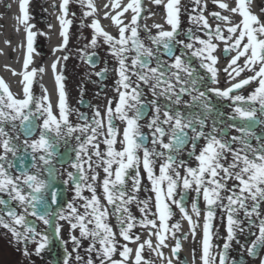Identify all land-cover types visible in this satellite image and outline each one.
<instances>
[{"label": "snow or ice", "instance_id": "6c2138e0", "mask_svg": "<svg viewBox=\"0 0 264 264\" xmlns=\"http://www.w3.org/2000/svg\"><path fill=\"white\" fill-rule=\"evenodd\" d=\"M79 2L83 4L84 0H79ZM161 2L162 0H154L156 4ZM249 2L250 0H238L237 7L230 9L233 13H239L243 19L239 24L228 27V36L225 37L221 26L217 25L213 30L207 17L203 15L206 2L194 0L200 11L196 15H192L190 20L206 29L208 38L192 37L193 42L189 43L176 39L180 26V0H168L166 5L167 23L171 26V31H165L161 25H155L161 29L157 35L150 37L151 44L155 47L145 45L139 38L137 22L143 10L141 0H130L123 9L124 12L131 9L134 15L130 25L120 27L119 38H115L104 31L99 21H93L91 27L95 30V34L90 42L91 45L96 46L97 37L102 36L110 46L111 54L118 62V69H116L119 77L116 82L118 101L115 107H112V102L109 101L104 117L97 109L91 123L76 126H73L69 121L73 109L69 108L67 104L62 74H57L55 77L59 93L58 115L54 114L52 110L46 89L45 94L36 102L35 111L31 107L34 102L30 90L33 79L36 77L37 71L43 72L44 69L27 71L32 62L33 39L36 36V33L32 31L34 25H27V57L24 61L25 71L23 73L25 98H15L8 84L3 78H0V147L3 148V154L0 155V194H6L8 197V199H4L3 196H0V206H3L0 209V226L9 230L17 242L24 241L25 255H30L27 249L29 241L36 243L35 253L37 255L50 242L49 235L37 231L27 217L29 215L35 217L44 225L52 223L50 217L53 213L43 198V192L49 187V183L40 178V168L46 166L49 177H55V169L52 167L54 142L49 138V133L54 132L59 137L62 134V128L66 129L64 135H71L76 132L87 134L84 140L79 143L76 162L73 164L80 175L77 177L69 172L68 177L75 182L77 197H81L84 187H87L92 195L90 199L81 197L86 201L84 214H79L76 207L70 203L68 204L69 214L67 216L60 214L59 219L67 220L73 230L79 228L80 238L75 235L71 236V240L77 249L80 247L81 238H91L87 252L96 253L99 257V264H106V262L107 264H127L132 249L125 244L119 253L122 259L112 258L117 250L116 234L106 222L107 208L101 204L100 198L96 195L94 184L99 178V173L96 172L95 168L98 167H102L105 173L101 183L104 196L108 204L114 206V213L119 214L117 218L121 225L120 235L126 241L140 239L139 236L130 235L131 229L135 226L136 218L132 216L127 205L133 202L142 205L139 211L144 214V218L138 221L141 226L157 227V220L148 219L149 215L157 216L160 221L159 230L155 233L159 243L156 249H153L158 255H162L159 249L165 246L166 234L171 231V234L175 236L173 230L180 229L179 222L171 225V228L169 227L168 221L174 214L172 205H175L183 217L193 225L192 232L194 235L196 225L193 223L192 216L184 202L188 191L191 190L196 193L197 200L201 194L203 195L206 207L203 224L202 264H217V255H213V248L218 246L211 243L213 220L216 216L217 207L227 212V237L223 244V250L218 253V264H228L227 253L231 242L238 231H243L241 227L243 221L236 218L237 213L241 210L249 224H255L258 227L259 233L252 241L251 246L247 248V252L249 255L257 256V250L264 249V216L261 212V205L264 204V137L257 136L252 130V124L257 122L264 124V23L260 22L259 18L250 11ZM69 3L70 0H62L60 5L62 15L59 19L63 29L61 33L63 43L57 50L65 48L68 44V29L72 23L71 20L66 19ZM87 3L92 12L86 13V15H91L95 11L92 0H87ZM213 3H219L221 9H229V5L220 2V0H213ZM28 4L29 0H20V9L23 13L22 18H20L21 23L27 24L30 19ZM114 7H119V3L114 4ZM122 14V12L117 13V17H113L114 23L117 25L122 23L118 18ZM212 15L223 22L231 23L230 18L221 15L220 12H214ZM238 30L239 34L233 40V36ZM127 31H130V35L125 34ZM189 35H191V30H189ZM214 38L225 42L224 51L237 52L229 64V68H231L229 76L232 79L240 76L246 69L254 72V75L232 84L225 90L210 89L218 96L230 98L235 102L247 99V101L258 102L259 104V108L237 106L234 109L235 114L231 117L232 120L239 116L250 123L239 128H236L235 124L230 125L241 133V135H234L230 138H226V131L218 127L215 120H213L211 128H208V114L211 113L212 108L207 100V91H199L198 84L201 78L196 75V69L191 66V63L186 62L185 57L188 54L176 55L173 51L176 44L191 50L190 55L200 59L201 67L207 69L211 73L213 82H216L218 69L214 65L218 58L213 53L218 45L213 43ZM245 38H247V42L242 45ZM228 41L233 42L229 44ZM195 43H198L200 47H194ZM161 47L165 50L163 53L160 51ZM162 55L169 56L172 63L161 59ZM241 57H246L243 66L237 63ZM60 59L67 60L68 57L58 58L52 64L53 71L56 70ZM88 59L91 63V57ZM257 64L260 65L258 71L255 69ZM233 65L235 67H232ZM103 71L106 72L107 69ZM101 74L97 73V75ZM257 80L258 87L247 98L241 95H230L233 91ZM145 88L151 94V100L145 99L147 95L144 91ZM184 95H189L191 102L183 100ZM161 98L164 100L163 103L160 102ZM197 105L203 109L200 113L180 110V106L185 109H192ZM149 111L152 115L147 124H141L140 121L146 118ZM257 113L260 115L258 116ZM79 115L82 119L87 120L83 113ZM40 116L45 118L39 139L32 140L30 144L27 138L23 141V151L27 153L30 148L32 152L30 167L36 169V173L32 174L29 167L25 165V158L18 157L20 148L13 142L19 139L18 126L15 122H20L19 129L27 137L32 134L36 126L35 122ZM116 120L125 123L120 140L122 146L120 150L115 147L117 137L120 135V129L114 123ZM6 124H11V130L16 133L15 135L9 134L5 128ZM144 127L149 129L147 134L142 131ZM100 137H103L102 142L106 146L103 153L100 151ZM165 137H167V142H165ZM76 139L80 141V136L77 135ZM253 139L258 141V146L252 145ZM200 140L205 143L197 154ZM235 143H239L241 147L234 149L232 145ZM157 145H159V149ZM188 145H191L188 156L194 157L198 162L196 167L186 166L185 161L178 159L179 154ZM90 148L92 149L91 154H89ZM141 151L142 157L139 154ZM38 152L44 154L37 156L36 153ZM9 154H11V159ZM93 155L96 157L95 162H93ZM229 155H231V161L228 160ZM160 158L163 162L160 164L159 175L157 176L154 167L156 160ZM17 159L19 164H17ZM94 163L95 167H93ZM113 165H116L114 171ZM141 165L146 172L147 180L151 183V191L155 193L156 213H152L149 208L151 197L138 201L136 195L129 194L126 187V177L129 170L132 169L135 174L131 176V192H139L142 179L140 175ZM85 166H87V170L93 172L91 177L85 174ZM181 167H184L185 174L183 176L178 171ZM13 169L17 170V175H13L11 171ZM89 179L92 183H87ZM165 181L167 182L166 187L163 186ZM229 181L236 183L229 187ZM177 188L183 189V194L180 195L179 199L175 198ZM222 192L228 194L224 196L221 195ZM55 201L56 194L53 193L52 202L55 203ZM11 202H16V207H13ZM17 208L21 211L18 212ZM192 212L197 217L200 216L197 201L192 203ZM253 217L256 219L254 220ZM90 224L94 226L89 228L88 225ZM54 231L58 236L60 226L56 225ZM38 237L39 239H37ZM97 243L100 245L99 248L96 246ZM145 246L152 248L151 239L139 245L136 250L135 264H141V261L144 260L142 252ZM180 248L181 244L177 240L173 253L178 254ZM70 258L71 253H66L64 264H69ZM83 259L77 253L76 260L81 261ZM85 264H94L91 256ZM145 264H152V262L146 261ZM168 264H172L170 259ZM232 264H236V262L232 261ZM260 264H264V259H261Z\"/></svg>", "mask_w": 264, "mask_h": 264}, {"label": "flooded vegetation", "instance_id": "af4514ba", "mask_svg": "<svg viewBox=\"0 0 264 264\" xmlns=\"http://www.w3.org/2000/svg\"><path fill=\"white\" fill-rule=\"evenodd\" d=\"M258 7L262 10L264 7V0H257ZM3 8H5L6 15L10 12V8L13 4L16 5L18 14L22 18V11L20 9V0H1L0 1ZM62 0H29L28 4V12L30 19L25 23L18 24L17 20H3L0 18V37L2 39L4 50L0 51V78L8 84L10 91L12 92L13 96L17 99H23L24 97V86L25 82L23 79L24 69V61L27 57V25H34L32 31L36 33V36L33 39V48L34 52L32 55V62L29 64L27 71L31 72L32 69H41L43 68V72L37 71L36 77L33 79L31 85V93L34 98L33 105H31L33 111H35L36 102L45 94V89L47 90V94L52 104V110L54 114L58 115V100H59V93H58V85L56 84L55 77L57 74H62L64 77L63 83L65 86V92L67 94V104L69 108L73 109L69 116V121L73 126L76 125H83L85 123H91L92 117L96 110L100 111L102 117L105 116L106 108L109 104V101L112 102V107H115L116 102L118 101V93L116 91L117 88V80L119 79L118 73L116 69H118V62L117 59L111 54L110 46L105 42L104 38L97 37V44L96 46L91 45L92 40L90 35L86 33V30L83 28L84 26V19L80 18L82 12L79 15V12L74 9V7L81 5H86L85 3H80L79 0H70L69 3V11H70V19L66 17V19L71 20L72 23L69 26L70 28L74 25H78L77 29V36L73 35L71 38H76L75 40H70L69 37V29H68V44L65 48H61L57 50L60 45L63 43V36L60 42H55L52 44V38L54 33L55 37H57V30L55 26V19L54 14L56 11H61L60 7ZM12 4V5H11ZM264 11V8H263ZM68 14V15H69ZM67 15V16H68ZM21 22V19L19 20ZM180 23H189L187 19H181ZM191 24V36L187 38L185 36L181 37L180 35V26L178 29V35L176 37L177 40H183L185 43L193 42L192 37H200L202 39H207V31L204 29H198L200 25ZM10 27V28H9ZM22 30L25 35L17 36V31ZM61 29V33H62ZM9 31V32H8ZM71 33V31H70ZM225 37L228 36V33H223ZM22 39L20 42L19 39ZM183 38V39H182ZM234 38V36H233ZM213 43L218 45L216 51L213 53L215 56L220 54L219 48L222 44H225L223 41L218 40L216 38L213 39ZM244 42H242L243 45ZM241 45V47H242ZM151 47H155L151 45ZM194 47H200L198 43L194 44ZM161 53H163L162 47L160 48ZM191 50H187L183 48V45L176 44V55H181V53H187L188 55L185 57L186 62H190L191 66L196 69V75H210L208 81L213 82L211 73L207 71V69L201 67V61L199 58L192 57L190 55ZM230 52H225L224 57L227 58V55ZM67 56L68 59H60L59 63L57 64V68L55 71L52 69V64L57 61L58 58H62ZM89 57H91L92 62H89ZM161 59L168 61V63H172V59L166 57L165 55L161 56ZM50 60V61H49ZM130 62V59H129ZM154 66V65H153ZM218 69L217 73L223 70L217 62L214 65ZM260 65L257 64L255 69L259 70ZM107 69V71H103ZM2 70L4 72L2 73ZM15 73V74H13ZM97 73H102L101 75H97ZM199 77V76H198ZM135 80V77H133ZM206 79H201L200 84L198 85L199 91H205L208 87L206 83ZM204 85V86H203ZM203 86V87H202ZM258 87V80L254 81L253 87ZM147 93L145 99L151 100L152 96L150 93L147 92V88L144 89ZM212 93V92H210ZM207 94L208 103L211 105L212 111L208 114L207 125L208 128H211L213 120L216 121L217 126L223 128L226 133L227 137L230 138L231 136H238L241 135L236 128H239L242 125L250 123L249 121H245L239 116L235 120H232L231 117L235 114L234 109L237 106L245 107L243 105V101L235 102L230 98H211ZM183 100L191 102V97L189 95H184ZM161 103L164 102L163 98H161ZM259 108V104L256 106ZM181 111L186 112H196L200 113L203 111L202 107L197 105L192 109H185L183 106H180ZM83 113L87 120H84L79 115ZM152 113L149 111L145 119L141 120L140 123L146 125L148 119L151 117ZM259 116L260 114L257 113ZM45 117L40 116L36 120V126L32 131L30 136H25L22 131L19 129V121H16L15 124L17 127V132L19 133V139L14 140L13 142L17 144L20 148L18 154H24L26 157L31 156L32 152L31 149H28V152L25 153L23 151L24 145L23 141L27 138L29 144L32 140L39 139L40 132L42 131V124L43 119ZM116 126L120 129V135L117 137V144L115 145L117 150L121 149L120 140L122 139L123 129L125 127V123L119 120L114 121ZM235 124L236 128L230 127V125ZM5 128L9 131L10 135H15L16 133L12 132L11 124H6ZM252 130L256 133L257 136L264 137V124H260L259 122L252 124ZM146 134L149 132L147 127L142 129ZM66 132V129L62 128L61 136L57 137L54 132L49 133V138L53 140V151L54 156L52 157V167L55 169V177L50 178L48 172L46 171V166H41L40 168V178L48 181L49 187L43 192V198L47 202V205L51 207V212L53 215L50 218H59L60 214L67 216L70 212L68 209V204H73L76 207L77 212L79 214H84V204L85 199L83 198H91V191L84 187L82 189L81 197L76 196L75 191V182L68 177V173L72 172L74 176L79 177L80 173H78L77 169L73 167V164L76 162V155L79 149V143L82 142L87 134H81L79 132L72 133L71 135H64L63 133ZM106 135V128L104 129ZM80 136V141H77L76 136ZM103 137L99 138L100 141V151L103 153L106 149V146L102 142ZM165 142H167V137H165ZM204 141L200 140L198 142L197 147V154L200 148L204 145ZM252 145L258 146V141L253 139L251 141ZM150 146V145H149ZM234 149L240 148L241 145L239 143H235L232 145ZM159 149V145H157ZM191 145H188L182 153L179 154L178 159L185 161L186 166L196 167L197 161L194 157H189L188 152L190 151ZM92 149H89V154H91ZM3 154V148L0 147V155ZM44 154L43 152L36 153L37 156ZM142 157V151L139 153ZM9 158L11 159V154H9ZM228 160L231 161V155H229ZM96 161V157L93 155V162ZM163 162L162 158L157 159L155 162L154 171L155 174L159 175V167L160 164ZM29 167L30 172L32 174L36 173V169H32L29 165L25 164ZM95 167V163L93 164ZM86 168V175L91 177L93 172L87 170ZM116 165H113V171L115 170ZM96 172L99 173V178L95 182L94 186L96 188V195L100 198L101 204L107 208V218L106 222L111 226L113 232H115V241L117 244V250L113 254V259L120 260L122 257L120 256V252L123 250V245L127 244L129 248L132 249V252L129 255L127 260V264H135V255L136 250L138 249L141 243H144L146 240L151 239L152 241V250L149 251V247L145 246L142 256L144 260L141 261V264H145L146 261H151L152 264H168L169 259L172 261V264H202L201 256H202V241H203V224L204 218L206 215V207L205 201L203 200V195L201 194L199 199L197 200L196 193L194 191L189 190L186 198L185 204L188 209L189 214L192 216V221L196 225L195 234L193 235L192 227L193 225L188 222L186 218L179 212V209L172 205L173 209V216L169 219L168 224L171 228V225L179 222L180 229L173 230L175 231V236L171 234V231L166 234L165 246H162L159 251L162 255H158L156 249L159 240L155 233L159 230L160 221L157 216L149 215L148 219H156L157 220V227L152 228L151 226L144 227L141 226L138 221L144 218V214L139 211V208L142 205H139L136 202H133L127 207L130 209L132 216L136 218V222H134L135 226L131 229L130 235L133 237L139 236V240H131L126 241L120 235V228L121 225L118 221V215L114 213V206L108 204L102 187L101 183L104 179L105 173L103 172L102 167L95 168ZM13 175H17L18 172L16 169L11 170ZM181 176L184 173V167L178 169ZM134 170L130 169L129 174L126 177V187L128 189L129 194H134L137 197L138 201H143L151 197L149 208L151 209L152 213H156L155 208V193L151 191V183L147 180L146 172L143 169V166L140 167V175H141V185L140 190L137 193H132V180L131 176H133ZM67 181V183H65ZM87 183H92L89 179ZM235 181H229L228 186L231 187ZM167 182H164V187H166ZM53 193L56 194V198L60 196L61 203L59 206H55L52 202ZM183 194L182 188H177L176 199L180 198V195ZM228 193L222 192L221 195L226 196ZM3 196L4 199H8L6 194H0ZM197 201L198 206L200 208V216L197 217L195 213L192 212V203ZM227 203V201H224ZM13 207H16V202H11ZM3 206H0L2 209ZM18 212L21 210L19 208L16 209ZM261 212L262 216H264V204L261 205ZM241 221H243L241 227L243 228L242 232H237L238 236V246H230L228 249V264H230L233 260L237 259L241 254L247 252V248L251 246L252 241L255 240L258 233V227L253 224L250 225L248 219L244 216L243 211L237 213V217ZM27 219L30 223L36 226L37 231L41 233H47L50 238V242L48 246L39 254L35 253V248L37 247L36 243L29 241L28 245L31 249V259H35L37 257L41 264H46L50 261L51 257L55 261V264H63L64 259L66 258V253H71V258L69 259V264H85L86 260L91 256L94 261V264H99V257L96 253H88L87 249L91 244V238L83 239L81 238L80 247L77 249L73 241L71 240V236L75 235L80 238V230L79 228L73 230L70 227V224L67 220H63L64 223L67 225V233L64 236H57L54 234L53 237L50 236L54 231L55 227L53 226H45L42 221L37 220L35 217L28 216ZM255 220L256 218L253 217ZM75 222V221H73ZM258 223V221H257ZM56 225H59L56 224ZM69 226V227H68ZM94 225H88L89 228H92ZM22 230V229H20ZM212 241L211 243L214 246H217L215 241L216 235L223 236L227 233V212L219 207L216 208V216L213 220V227H212ZM55 233V232H54ZM39 239V237L37 238ZM177 240L181 244V248L178 254L173 253V249L175 248V244ZM188 244L189 252L185 253L183 251L184 244ZM55 246V248H54ZM97 248L100 245L97 243ZM218 253L223 250V245L220 246ZM52 252V256L50 253ZM77 253L83 257L84 259L81 261L76 260ZM216 253V247L213 248V255ZM219 256L217 255V264H218ZM47 262L44 263V261ZM35 263V262H34ZM107 264V262H106Z\"/></svg>", "mask_w": 264, "mask_h": 264}, {"label": "rangeland", "instance_id": "374dc122", "mask_svg": "<svg viewBox=\"0 0 264 264\" xmlns=\"http://www.w3.org/2000/svg\"><path fill=\"white\" fill-rule=\"evenodd\" d=\"M188 2H191L190 4L192 5V8H195L194 6H196V4L194 3V0H180V17L183 19H190V14H189V8L187 7ZM167 5V4H166ZM166 5H161L157 8V14L158 15H163L164 17V21L165 23L163 24H156V25H161L162 29L165 31H171V26L167 23V9H166ZM85 6L83 7V5L79 4L78 6L74 7V9L77 11V13L79 12V15L81 13V11H85ZM192 8L190 9V11L192 10ZM194 11V10H193ZM200 11L199 8H197L196 6V11H194L195 14H197V12ZM204 13L205 9L203 8ZM262 11H263V7H262ZM150 12V11H149ZM148 13V10H147ZM203 13V14H204ZM143 14V12H141V15ZM194 14V15H195ZM140 15V18L138 20V34H139V38L145 43V45L147 46H151V39L150 37L155 36L158 34V32L161 30L160 28L155 27L154 24H146L142 21V16ZM83 19H85L86 17L82 16ZM91 19V17H89ZM180 18V20H181ZM208 23L209 25L215 24L218 25L216 22L217 20L215 18L212 17H208ZM131 21L127 22V25L131 24ZM188 22V20H187ZM223 22V21H222ZM92 24V23H90ZM89 24V26L87 27V30L89 31V29L94 30L91 25ZM232 24L231 23H226L223 22V24H221V28L226 32V28L225 27H230ZM190 23H180V35L181 37L184 36V32L185 30L190 29ZM77 29H78V25L73 26L72 30H71V34L70 36L72 37L73 35L77 36ZM198 29H203L202 26L198 27ZM212 29H215L214 26H212ZM206 30V29H204ZM87 33L89 34H94L93 32L89 31ZM207 31V30H206ZM239 31V30H238ZM126 35H130V31L126 32ZM239 33V32H238ZM90 38L92 39L93 36H90ZM101 38V37H100ZM119 38V37H118ZM71 40H75L76 38H70ZM102 39V38H101ZM183 39V38H182ZM88 41H91L89 39H87ZM246 40V39H245ZM247 41V40H246ZM233 41H230L229 44H231ZM201 79H206L205 84H208V87H210V75H198ZM200 84V83H199ZM198 84V85H199ZM204 86V85H203ZM202 86V87H203ZM257 87H253L252 89L247 90L244 94H239L236 93L239 90H235L232 92L231 96H236V95H241L244 96L245 98H247ZM207 91V94L209 96V93L212 92L210 90H208L207 88H205ZM211 98L213 97H219V98H223L221 96H218L215 92L210 93ZM239 103V102H238ZM243 105L245 107H251L254 106L256 107L258 105V102H251V101H247V99L245 101H243ZM52 223L50 225H45V226H56V224L59 223L60 226V236H64L65 233H67L68 229H67V225L64 223L63 220H60L59 218H50ZM69 227V226H68ZM51 237H53L52 234H50ZM222 235H216L215 241L217 243L216 247V253L219 251L220 246H222L225 242H226V237H227V233L223 236V239L221 240ZM238 236L237 234L235 235V238L233 239V241L231 242L232 246H238L239 244H237L238 242ZM29 243V242H28ZM27 243V249L28 252L30 253V255H25L24 254V248H25V243L24 241H19L17 242L15 240V238L12 236L11 232L5 228H3L2 226H0V264H41V261L35 257V259H31V249L30 246ZM55 248V246H54ZM151 248H149V251L151 252ZM261 259H264V249L262 250L261 254L259 255V257L255 260H252L249 262V264H260ZM35 262V263H34ZM47 262V260L44 261V263Z\"/></svg>", "mask_w": 264, "mask_h": 264}, {"label": "bare ground", "instance_id": "6f19581e", "mask_svg": "<svg viewBox=\"0 0 264 264\" xmlns=\"http://www.w3.org/2000/svg\"><path fill=\"white\" fill-rule=\"evenodd\" d=\"M129 2H130V0H92L93 6L95 9V11L92 14V17L94 18L95 21H99V23H100V25L104 31L108 32L113 37H116L119 35L120 27L127 25V20L132 18L134 15V13L132 12L131 9H129L127 12L123 11V9L129 4ZM202 2H206L207 8L210 9V12H207L204 15L205 17H209V16L214 17L212 15V13L220 12L221 15H225V16H228L230 18V21H232L231 26L234 24H239L243 19L239 13H233L230 11L231 8L237 7L238 0H220V2L227 3L229 5V9H221L219 7V3H213V0H202ZM116 3H119V7H114V4H116ZM143 3H145L148 7L158 8L161 5L165 6L168 3V0H162V2L160 4L154 3V0H141V4H143ZM190 3L191 2H189V4L187 5V7L189 8V12H191L193 9L196 8V6H194L195 8H192V5ZM249 7H250V11L259 18L260 22L264 23V16L261 14L260 8L258 7V1L257 0H250ZM191 8H192V10L190 11ZM10 9H11L10 12L6 15V12L4 11L5 8H3V6L0 3V18H3V20H7V19L17 20V23L21 24V22L19 21L21 17L18 14V10H17L15 4H13ZM90 10L92 12L91 8H90ZM121 12L123 14L121 16H119L118 18L122 21V23L117 25L116 23H114L113 17H117V13H121ZM60 16L61 15L58 12L54 14L55 26H56V30H57L58 34H57V37H55V33H54L53 37L51 36L52 44H54L55 42H60L62 40V37H61L62 25H61L60 19H59ZM163 23H165L163 15H158L157 13H155L152 16V18L149 19V24L156 25V24H163ZM24 35H25V33L22 30L17 31L18 37L19 36L23 37ZM21 40L22 39L20 38L18 41L20 42ZM3 50H4V47H3L2 39L0 37V51H3ZM236 55H237V53L234 56H236ZM249 55H250V53H249ZM217 56L219 58H222V56L220 54H217ZM232 58L233 57L230 56L227 59H225L224 60L225 63H222V61L219 60L220 66L221 65L226 66L227 67L226 69H228V71H225V76L220 75V79L218 81V84L221 83V84H225L227 87H231L232 84L239 82V80L237 78L232 79V77L229 76V72H231V69L229 68V64H230V61ZM245 59H246V57L240 58V60H239L240 66H243ZM3 72H4V70H2V73ZM183 251L185 253L189 252V247H188L187 243L184 244Z\"/></svg>", "mask_w": 264, "mask_h": 264}, {"label": "water", "instance_id": "95a60500", "mask_svg": "<svg viewBox=\"0 0 264 264\" xmlns=\"http://www.w3.org/2000/svg\"><path fill=\"white\" fill-rule=\"evenodd\" d=\"M174 51V50H173ZM252 257H255V256H252ZM238 264H244L243 263V260H240Z\"/></svg>", "mask_w": 264, "mask_h": 264}]
</instances>
